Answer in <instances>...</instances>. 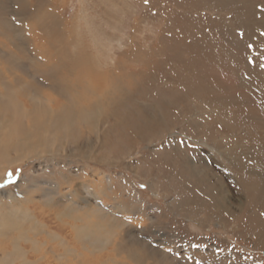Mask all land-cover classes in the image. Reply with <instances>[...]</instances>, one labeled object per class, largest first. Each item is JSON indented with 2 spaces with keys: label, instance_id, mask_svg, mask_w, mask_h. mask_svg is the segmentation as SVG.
<instances>
[{
  "label": "rangeland",
  "instance_id": "obj_1",
  "mask_svg": "<svg viewBox=\"0 0 264 264\" xmlns=\"http://www.w3.org/2000/svg\"><path fill=\"white\" fill-rule=\"evenodd\" d=\"M58 104L0 264H264V0H0V117Z\"/></svg>",
  "mask_w": 264,
  "mask_h": 264
},
{
  "label": "bare ground",
  "instance_id": "obj_2",
  "mask_svg": "<svg viewBox=\"0 0 264 264\" xmlns=\"http://www.w3.org/2000/svg\"><path fill=\"white\" fill-rule=\"evenodd\" d=\"M70 98V97H69ZM52 100V99H51ZM55 100V99H54ZM91 100V99H90ZM89 100V101H90ZM58 101V100H57ZM52 102V101H51ZM110 103V102H109ZM40 104V101L39 103ZM54 104H56L54 102ZM102 104V103H101ZM36 105V104H34ZM100 105V104H99ZM40 106V105H39ZM51 106V105H50ZM11 107V106H10ZM14 110L16 112V118L25 117L28 114V110L24 108H20L19 106L13 105ZM23 107V106H21ZM44 107V106H43ZM46 109L43 108L41 110V114L31 115L29 123H22V128L19 130L13 129L12 125H9L10 120L6 121L5 118L0 117V165L6 164L10 162L11 156L9 153L12 151L14 152L16 158H21L29 155V148L35 146V143L39 142L40 139L45 138L46 136H50L52 138L51 141L56 142L59 140L56 132L62 125V114L69 113L68 110L59 107L58 109H52L49 106ZM101 107V106H100ZM108 107V106H107ZM41 108V107H40ZM54 108V107H53ZM71 108V107H70ZM99 108V107H98ZM30 109V108H29ZM33 109V108H32ZM101 109V108H100ZM13 110V111H14ZM102 110V109H101ZM99 111V110H98ZM82 116V115H81ZM85 117V116H84ZM97 117V116H96ZM13 118V117H12ZM73 118V117H72ZM71 118V119H72ZM86 118V117H85ZM65 119V118H64ZM84 119V118H83ZM82 119V120H83ZM87 119V118H86ZM96 119V118H94ZM98 119V118H97ZM101 119V118H100ZM29 120V119H28ZM85 120V119H84ZM89 120V119H88ZM87 120V121H88ZM7 122V123H6ZM27 122V121H26ZM103 122V121H102ZM14 123V122H13ZM12 123V124H13ZM91 123V122H90ZM101 123V122H100ZM15 124V123H14ZM89 124V123H88ZM16 125V124H15ZM92 125V124H91ZM101 125V124H100ZM99 125V126H100ZM103 125V124H102ZM20 127V126H19ZM96 127V125H95ZM98 127V126H97ZM94 129V127H92ZM12 129V130H11ZM4 131V132H2ZM70 131V130H69ZM95 131V130H94ZM67 132V131H66ZM98 130L95 132L97 133ZM37 136V137H36ZM40 136H42L40 138ZM36 137V139H34ZM40 138V139H39ZM72 140V139H71ZM42 141V140H41ZM40 143V142H39ZM42 143V142H41ZM62 144V143H61ZM48 145V144H47ZM39 146V145H38ZM44 146H46L44 144ZM59 146V145H58ZM43 147V146H42ZM38 148V147H37ZM40 148V147H39ZM45 148V147H44ZM51 148V147H50ZM41 150V149H40ZM26 152V154H24ZM32 153V152H31ZM30 153V154H31ZM38 154V153H37ZM32 156V155H31ZM34 157V156H33ZM26 160V159H24ZM17 163V162H16ZM7 166V165H6ZM2 171V170H1ZM2 179V178H1ZM17 210V209H16ZM26 215L32 216L28 211H24ZM7 214V213H6ZM114 220V219H113ZM98 225V224H97ZM18 225H13L12 221L9 219L4 218L3 223L0 227L1 234H5L9 228H15ZM113 231V230H112ZM77 232V231H76ZM97 232V231H96ZM101 232V231H100ZM98 233V232H97ZM110 233V232H109ZM7 234V233H6ZM77 235V233H76ZM30 239V238H29ZM61 239V238H60ZM87 239V238H86ZM119 245V244H118ZM46 262V261H45ZM126 263V262H125Z\"/></svg>",
  "mask_w": 264,
  "mask_h": 264
},
{
  "label": "snow or ice",
  "instance_id": "obj_3",
  "mask_svg": "<svg viewBox=\"0 0 264 264\" xmlns=\"http://www.w3.org/2000/svg\"><path fill=\"white\" fill-rule=\"evenodd\" d=\"M145 3H147V0H145ZM6 175L9 177V179L6 180V183L11 182L12 173H7ZM2 186H3V185H0V187H2Z\"/></svg>",
  "mask_w": 264,
  "mask_h": 264
}]
</instances>
